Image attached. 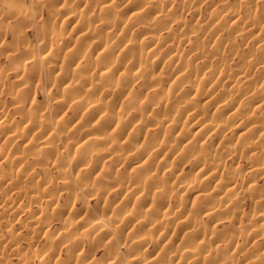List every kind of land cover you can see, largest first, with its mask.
Masks as SVG:
<instances>
[{
	"label": "rangeland",
	"instance_id": "374dc122",
	"mask_svg": "<svg viewBox=\"0 0 264 264\" xmlns=\"http://www.w3.org/2000/svg\"><path fill=\"white\" fill-rule=\"evenodd\" d=\"M107 1L0 0V264H264V0ZM105 2L111 6L102 8ZM87 27L92 34L80 38ZM123 33L138 47L133 43L122 58L124 44L107 54L111 70L118 67L110 86L92 65L101 48L91 46ZM149 48L158 53L148 57ZM78 67L81 76L73 75ZM64 70L69 77L61 82ZM135 70L141 71L135 79L125 77ZM179 70L188 75L178 83ZM79 76L81 89L73 87ZM153 76L169 80L160 85ZM176 83L181 88L172 98L159 91ZM213 84L212 95L191 100L196 88ZM83 96L104 102L103 112L93 116L77 106ZM207 96L213 107H205ZM137 101L147 108L123 113ZM106 113L128 123L100 148L97 138L115 135ZM212 121L223 125L203 131ZM245 130L251 140L241 135ZM134 150L141 154L135 160L118 157ZM178 177L190 187L175 186ZM216 178L239 192L208 199ZM166 210L176 222L165 221Z\"/></svg>",
	"mask_w": 264,
	"mask_h": 264
},
{
	"label": "bare ground",
	"instance_id": "6f19581e",
	"mask_svg": "<svg viewBox=\"0 0 264 264\" xmlns=\"http://www.w3.org/2000/svg\"><path fill=\"white\" fill-rule=\"evenodd\" d=\"M104 1H106V2H109V1H107V0H104ZM105 2V4L102 6V8H106V7H109V6H111V4L109 5V3H106ZM149 2H150V0H149ZM153 2V1H152ZM102 3H103V1H102ZM15 7H16V4H15ZM13 8H14V6H13ZM18 8V7H17ZM15 9V8H14ZM73 10H75V9H73ZM62 11V10H61ZM60 12V11H59ZM75 12V11H74ZM77 12V11H76ZM29 13V12H28ZM144 14V11L143 10H139L138 11V14ZM235 14V13H234ZM71 17H73L74 15L72 14V15H70ZM69 16V17H70ZM236 16V15H235ZM234 18V17H233ZM66 21H63V23H65ZM86 22V21H85ZM90 24V23H89ZM103 24V23H102ZM88 25V24H87ZM92 25V24H91ZM93 26V25H92ZM95 26V25H94ZM99 26H103V25H99ZM88 29L87 30H84V31H81L80 33H79V37L81 38L83 35H86V36H88L87 34H92V31H91V29H89V27H87ZM91 28V27H90ZM48 34V33H47ZM58 34V36H59V33H57ZM261 34H263V33H261ZM71 36H74V33H73V35H71ZM85 36V37H86ZM124 33H123V36H122V34H118L117 35V37L115 38V39H113V40H111L110 42H107V40H103V39H95V41L93 42V44H92V46H91V49L92 48H94V50L96 49H99V48H101V49H99V51H97L98 53L96 54L97 56L95 57V59H94V61H95V63L94 64H92V65H96L98 68V71H99V76L101 77V78H103V82H105V84L106 83H111L110 84V86H114L113 85V83L115 82L114 80H112V79H110L109 78V76L110 75H112V73L115 71L116 72V70L118 69V67H117V64H116V67H117V69L114 67V70H111V62L112 61H109V55H107L109 52L112 54V53H114L116 50L118 51V47L120 48L121 46L120 45H122V44H124L123 45V48L122 49H120L119 50V54H117V58H119L120 56V58H122V56H123V53H124V50L125 49H127V50H129L130 48H132L133 46H134V44L136 45V43H138L137 42V40H135L134 39V41H133V43L130 45V43H126V38H124ZM67 37V36H66ZM78 37V38H79ZM60 38V37H59ZM62 38V37H61ZM74 38V37H73ZM77 38V39H78ZM124 38V39H123ZM153 38H155V37H153ZM153 38H151V39H153ZM264 38V37H263ZM75 39V38H74ZM71 40V39H70ZM84 40V39H83ZM83 40H80V42H82V44H83ZM156 39H154V41H155ZM158 40V39H157ZM262 40V39H261ZM63 41V40H62ZM148 41H150V40H148ZM152 41V40H151ZM70 42V41H69ZM73 42H74V40H73ZM72 42V43H73ZM79 42V41H78ZM136 42V43H135ZM71 43V42H70ZM85 43V42H84ZM87 43V42H86ZM90 43V42H89ZM126 43V44H125ZM146 43V42H145ZM154 43V42H153ZM79 44V43H78ZM81 44V46L83 47V45ZM88 44V43H87ZM159 44V43H158ZM158 44H156V45H158ZM61 44H59V46H60ZM86 45V44H85ZM139 45V44H138ZM76 46H80V45H75V49H77L76 48ZM80 46V47H81ZM125 46V47H124ZM137 46V45H136ZM159 46V45H158ZM61 47V46H60ZM80 47H79V49H80ZM88 47V46H87ZM138 47V46H137ZM139 47H140V45H139ZM74 48V47H73ZM83 48H86V47H83ZM82 48V50H81V52H83V49ZM155 48H156V46H155ZM68 49V48H67ZM89 49V48H88ZM87 49V50H88ZM54 50V49H53ZM57 50V49H56ZM61 50V49H60ZM70 50V49H69ZM74 49H72V51H73ZM126 50V51H127ZM133 50V49H132ZM136 50V49H135ZM148 50V49H147ZM156 50V49H155ZM52 51V50H51ZM63 51V50H62ZM76 51V50H75ZM153 48H149V50L147 51V54H148V57H149V53H152V54H155L157 51H155L154 53H153ZM67 52V51H66ZM71 52V51H70ZM77 52V51H76ZM76 52H73L74 54L76 53ZM90 52V51H89ZM129 52V51H128ZM53 53H58L59 54V52H55V50L53 51ZM72 53V52H71ZM71 53L69 54L70 55V57L72 58V56L73 55H71ZM72 53V54H73ZM85 53H87L86 52V49H85ZM158 53V52H157ZM50 54H51V52H50ZM50 54H48V55H50ZM61 54V53H60ZM63 54V53H62ZM84 54V53H83ZM125 54H126V52H125ZM66 55V54H65ZM132 55V54H131ZM145 55V54H144ZM178 55V54H177ZM62 56V55H61ZM75 56H76V54H75ZM75 56H74V58H75ZM107 56H108V58H107ZM112 56V55H111ZM115 56V55H114ZM155 56V55H154ZM175 56V55H174ZM60 57V56H59ZM78 57V56H77ZM137 57V56H136ZM140 56H138V58H139ZM177 57V56H176ZM43 58V57H42ZM52 58V57H51ZM54 58V60L56 59L55 57H53ZM73 58V59H74ZM94 58V57H93ZM114 58V57H113ZM141 58V57H140ZM173 58V57H172ZM181 58V57H180ZM44 59V58H43ZM50 59V58H49ZM69 59V57H67V58H65V60H66V64L68 63L69 65H71L70 64V60H68ZM73 59L71 60V61H73ZM78 59V58H77ZM144 59V58H143ZM156 59H159V58H156ZM156 59H155V61H156ZM176 59V58H175ZM182 59V58H181ZM46 60H48L47 58H46ZM45 60V61H46ZM60 60V59H59ZM67 60H68V62H67ZM137 60V59H136ZM184 60V59H183ZM34 61V60H33ZM36 61V60H35ZM45 61H43L44 63H45ZM93 61V62H94ZM142 61H144V60H142ZM146 61V60H145ZM185 61V60H184ZM148 62V61H147ZM152 62V61H151ZM190 62V61H189ZM57 63H58V60H57ZM60 63V62H59ZM72 63V62H71ZM35 64V63H34ZM74 64V63H73ZM72 64V65H73ZM62 65V64H61ZM80 65V64H79ZM148 65V64H147ZM51 66V65H50ZM55 66V65H54ZM57 66H59L58 64H57ZM57 66H55L54 68H56ZM63 66H65V65H63ZM76 66H78V65H76ZM119 66H120V64H119ZM82 67V66H81ZM85 67V66H84ZM84 67H83V69H84ZM58 68V67H57ZM65 68H66V66H65ZM71 67H69V69L68 68H66V70L68 71V70H71L70 69ZM79 68V67H78ZM53 68H51V70H52ZM87 69V68H86ZM96 69V70H97ZM80 68L79 69H77V68H74L73 69V75L74 74H78V75H80ZM48 71V70H47ZM46 71V72H47ZM54 71V70H53ZM62 72V71H61ZM72 72V71H71ZM140 72L141 71H139V70H135L134 72H132V73H130V74H127L125 77L127 78L128 77V79H130V80H133V79H135L137 76H139L140 75ZM148 72H150V71H148ZM179 72H180V70H179ZM178 72V74L176 75L177 77H176V80H177V82L178 81H180V80H183V79H185L186 77H187V73H184V72H180L179 73ZM63 73V72H62ZM87 73H89V72H87ZM98 73V72H97ZM96 73V74H97ZM146 73V72H145ZM151 73V72H150ZM33 74V73H32ZM59 74V73H58ZM61 74V73H60ZM67 74V73H66ZM65 74V70H64V74H63V76L61 75V82H63V80L66 78V77H69V76H64V75H66ZM72 74V73H71ZM142 74V73H141ZM147 74V73H146ZM149 74V73H148ZM147 74V75H148ZM153 74V73H152ZM187 74V75H186ZM72 75V76H73ZM82 75V74H81ZM80 75V76H81ZM98 75V74H97ZM151 75V74H150ZM149 75V76H150ZM79 76V81L76 83V81L75 82H73L72 84H74V83H76V85H73V87L74 86H78V87H80V89H81V87L82 86H84L85 84H83L84 82L82 81V77H80ZM87 76H88V74L86 75V77L85 78H87ZM160 76V75H159ZM159 76H153L151 79H153V81H154V83H156V84H160V85H162L161 83H163V80H167V78H168V76L165 78L164 76L162 77H159ZM244 76V75H243ZM33 77V76H32ZM59 78H60V76H58ZM151 77V76H150ZM71 78V77H70ZM74 78H76V75H75V77ZM113 78V77H112ZM244 78V77H243ZM58 79V78H57ZM242 79V78H241ZM59 80V79H58ZM68 80V79H67ZM71 80V79H70ZM168 80H169V78H168ZM189 80V79H188ZM211 80V79H210ZM66 81V80H65ZM73 81V80H72ZM71 81V82H72ZM88 81V80H87ZM175 81V80H174ZM213 81V80H212ZM211 81V82H212ZM86 82V81H85ZM173 82V81H172ZM184 82V81H183ZM196 82V81H195ZM252 82V81H251ZM179 83V82H178ZM181 83V82H180ZM66 84H68V83H66ZM83 84V85H82ZM89 84V83H88ZM172 84V83H171ZM215 85H216V83H214ZM211 85L210 86V89H208V90H206V91H201V87L200 88H196V86H195V88H196V92L195 93H193L192 95V97H191V100L194 102V101H199L200 99H202L203 98V96H204V92H209L211 95H212V93H214V91L216 90V87H217V85H216V87H215V85ZM70 82H69V87H70ZM82 85V86H81ZM238 85V84H237ZM264 85V84H263ZM260 86V88H259V90H261V91H264V86ZM87 86V85H86ZM86 86H85V90H86ZM104 86V85H103ZM175 86V84H173V89H160L159 91L160 92H162V94L166 97V98H172V96H174V95H176V90L177 89H179V84L177 85V83H176V86ZM179 86V87H178ZM193 86V85H192ZM193 86V87H194ZM207 86V85H206ZM220 86V85H219ZM254 86V85H253ZM69 87H67V88H69ZM72 87V88H73ZM89 87V86H88ZM94 87V86H93ZM117 87H118V85H117ZM171 87V86H170ZM234 87V86H233ZM72 88H70L71 90H73ZM95 88V87H94ZM98 88V87H97ZM103 88V87H102ZM181 88V87H180ZM207 88V87H206ZM251 88V87H250ZM89 89V88H88ZM93 89V88H92ZM91 89V90H92ZM96 89V88H95ZM122 89V88H121ZM191 89V88H190ZM218 89V88H217ZM249 89V88H248ZM252 89V88H251ZM258 89V88H257ZM84 90V89H83ZM91 90H89L90 91V93H91ZM250 90V89H249ZM76 91V90H75ZM87 91V90H86ZM93 91V90H92ZM182 91V90H181ZM181 91H180V93H181ZM190 91V90H189ZM194 91V90H193ZM232 91H234V93H238V92H240L241 91V89H240V87L239 88H235L234 90H232ZM248 91V90H247ZM65 92V91H64ZM69 93H70V91H68ZM72 92V91H71ZM80 92H81V90H80ZM94 92V91H93ZM92 92V93H93ZM192 92V91H191ZM66 93H67V91H66ZM77 92H75V94H76ZM91 93V94H92ZM95 93H97V92H95ZM105 93V92H104ZM232 93V92H231ZM65 94V93H64ZM63 94V95H64ZM68 94V93H67ZM80 94V93H79ZM82 94V93H81ZM80 94V95H81ZM115 94V93H114ZM161 94V95H162ZM74 95V94H73ZM84 95V94H83ZM104 95H106V94H104ZM116 95V94H115ZM114 95V96H115ZM178 95H180V94H178ZM177 95V96H178ZM76 96V98L78 97L77 96V94L75 95ZM85 96H87V95H85ZM114 96H113V98H114ZM117 96H119V94L117 95ZM160 96V95H159ZM67 97V95L65 96V98ZM71 97H72V95H71ZM84 97V96H83ZM110 97H112V96H110ZM208 97V96H207ZM211 96H209L208 98H206L207 100L205 101L206 102V105H205V107L208 105L209 107H210V105L212 106L213 105V100H211L212 98H210ZM73 98V97H72ZM90 98V97H89ZM112 98V99H113ZM160 98V97H159ZM66 99H69V98H66ZM74 99V98H73ZM91 99V98H90ZM94 99V98H93ZM98 99V98H97ZM103 99V98H102ZM109 100V101H111V104L112 103H114V104H116V101L115 100ZM114 99H116V98H114ZM162 99V98H161ZM175 99V98H174ZM61 100V99H60ZM65 100V99H64ZM254 100V99H253ZM105 101V100H104ZM191 101V102H192ZM72 102H74V101H72ZM117 102H118V100H117ZM138 102V101H137ZM134 103V104H132V106H130V107H127L126 106V108H124L123 109V113H126V114H129L130 112L132 113V110H135V109H138V108H141V110H142V108L145 106H147V105H144V104H142L141 102H138V103ZM216 102V101H215ZM65 103V102H64ZM62 104V103H61ZM75 104L77 105V106H80V107H84V109H86L85 107H87L88 109L87 110H89L90 112H91V115H92V113H93V116L94 115H96L97 113H100L101 114V112L100 111H102L103 112V108H105V106H106V104H104V102H101V101H97V100H89L87 97L85 98H82V99H79V100H75ZM113 104V105H114ZM119 104V103H118ZM112 105V106H113ZM120 105H122L121 104V102H120ZM111 106V105H110ZM115 106V105H114ZM124 106V104L121 106V109H122V107ZM144 107V108H145ZM191 107V106H190ZM213 107V106H212ZM107 108H108V106H107ZM110 108H112V107H110ZM114 108V107H113ZM113 108L111 109V110H113ZM118 108V107H117ZM120 108V107H119ZM147 108V107H146ZM206 108H208V107H206ZM75 109H76V107H75ZM81 109H83V108H81ZM219 109V108H218ZM57 110V109H56ZM106 110V109H105ZM111 110H110V113H111ZM120 110V109H119ZM76 111V110H75ZM83 111V110H82ZM81 111V112H82ZM86 111V110H85ZM145 111V110H144ZM202 111V110H201ZM88 112V111H87ZM89 112V113H90ZM106 112V111H105ZM114 113H115V111H113ZM118 112V111H117ZM199 112V111H198ZM203 112V111H202ZM76 113V112H75ZM121 113V112H120ZM119 113V114H120ZM130 113V115H133V114H131ZM107 114V113H106ZM119 114H112V115H108L109 117H107V119H108V122L107 121H105V118H104V121L106 122V123H108V126L110 125L111 127L113 126L114 127V129H113V131H114V134L115 135H113V133H112V135H110L112 138H109V139H106V138H102V137H99V138H97L96 140H95V144H101L100 145V148H102L101 146H102V144H103V146H106L108 143H110V142H112V141H116V138H115V136H117L116 134H118V133H124V131H125V128H126V125H127V123H128V121L126 120V118H124L123 117V115L122 116H120ZM125 114V115H126ZM98 115V114H97ZM77 116V115H76ZM79 116V115H78ZM77 116V117H78ZM85 116V115H84ZM205 116V115H204ZM96 117V116H95ZM76 118V117H75ZM75 118H74V120H75ZM97 118H98V116H97ZM134 118V117H133ZM178 118V117H177ZM58 119V118H57ZM64 119V118H63ZM78 119V118H77ZM76 119V120H77ZM83 119V118H82ZM96 119V118H95ZM94 119V120H95ZM163 119V118H162ZM171 119V118H170ZM75 120V121H76ZM97 120V119H96ZM101 120V119H100ZM58 121H60V120H58ZM67 121V120H66ZM82 121V120H81ZM163 122H164V120H162ZM64 122V121H63ZM72 122V121H71ZM74 122V121H73ZM99 123H101L100 121H98ZM104 122V123H105ZM159 122V121H158ZM59 123V122H58ZM67 123H68V121H67ZM77 123V122H76ZM97 123V122H96ZM102 123H103V121H102ZM101 123V124H102ZM103 123V124H104ZM7 124V123H6ZM60 124H61V121H60ZM64 124H66V123H64ZM63 124V125H64ZM69 124H70V122H69ZM80 124V123H79ZM77 125L78 127L77 128H79V126L80 125ZM157 124V123H156ZM202 124V123H201ZM8 125H10V124H8ZM8 125H6V126H8ZM59 125V124H58ZM72 125V124H71ZM107 125V124H106ZM139 125L141 126V127H143V125L145 126L146 125V122H144V120L143 121H139ZM149 125V124H148ZM223 124L222 123H220V122H210V123H207L206 125H203L201 128H202V130L203 131H205L206 130V128L207 129H212V128H215V129H217L218 130V128H220L221 126H222ZM59 126H61V125H59ZM69 126V125H68ZM55 127H57V126H55ZM62 127V126H61ZM61 127H57V128H60L58 131H60L61 130ZM2 128V127H1ZM56 128V129H57ZM75 128V127H74ZM201 128H199V129H201ZM64 129H65V126H64ZM108 129H109V127H108ZM111 129V128H110ZM205 129V130H204ZM257 129V128H256ZM67 130V129H66ZM251 130H253V129H251ZM64 131V130H63ZM68 131V130H67ZM71 131L73 132V130L71 129ZM199 131V130H198ZM203 131H202V133H203ZM79 132V131H78ZM248 132H249V130H245V131H243V132H241V135H243L244 137H246V138H249V140H251L252 138L251 137H249V136H251V135H248ZM251 132V131H250ZM55 133V132H54ZM67 133V132H66ZM59 134V133H58ZM68 134L70 135V133H67V136H68ZM63 136V135H62ZM61 136V137H62ZM66 135H64V137H67ZM71 136V135H70ZM130 136H131V134H130ZM59 137H60V135H59ZM56 138V137H55ZM69 138V137H68ZM123 138V137H122ZM121 138V139H122ZM52 140H53V138H51ZM89 139V138H88ZM87 139V141H89ZM51 140V141H52ZM61 140H63L62 138H61ZM65 140V139H64ZM112 140V141H111ZM131 140V139H130ZM248 140V141H249ZM87 141H85L84 143H83V146L85 145V146H87ZM93 141V140H92ZM124 141V140H123ZM191 141V143H196L197 141L195 140V139H191L190 140ZM91 142V139H90V141H89V143ZM128 142V141H127ZM130 142V141H129ZM129 142L128 143H125L126 145L128 144L129 145ZM132 142V141H131ZM130 142V143H131ZM245 142V141H244ZM243 142V143H244ZM252 142V141H251ZM81 143V142H80ZM94 143V142H93ZM120 143H122V142H120ZM94 144V145H95ZM156 145H158L157 144V142L155 143ZM252 144H254V141H253V143ZM76 145V144H75ZM91 145H92V142H91ZM187 145V144H186ZM190 145V144H189ZM192 145V144H191ZM78 146V145H77ZM80 146V145H79ZM129 146H131V145H129ZM129 146H128V148H129ZM188 146V145H187ZM81 147V146H80ZM90 147V146H89ZM107 147V146H106ZM75 148V147H74ZM91 148V147H90ZM99 148V147H98ZM184 148V147H183ZM80 149V151L83 149V148H79ZM78 149V150H79ZM85 149V148H84ZM87 149H89V148H87ZM92 149V148H91ZM107 149V148H106ZM121 149H122V146H121ZM130 149V148H129ZM134 148H132V150H133ZM75 150V149H74ZM90 150V149H89ZM100 150V149H99ZM108 150V149H107ZM76 151V150H75ZM84 151H86V150H84ZM91 151V150H90ZM127 151H128V149H127ZM130 151V150H129ZM141 151V150H140ZM230 152L231 151H233V150H229ZM77 152V151H76ZM88 152V151H87ZM123 152V151H122ZM150 153V152H149ZM78 154V153H77ZM89 154V153H88ZM119 154H120V152H119ZM139 152L137 151V150H134V151H131V152H129V153H123V154H121V155H118V157H123L122 159H124V160H135V159H137L138 157H139ZM68 155V154H67ZM87 155V154H86ZM141 155V154H140ZM153 155V154H152ZM152 155H151V157H152ZM66 156V155H65ZM64 156V157H65ZM76 156V155H75ZM81 156V155H80ZM67 157V156H66ZM150 157V158H151ZM167 157V156H166ZM204 156H199V160L200 159H203L204 160V158H203ZM83 158V157H82ZM212 158V157H211ZM78 159H80L79 157H78ZM83 160V159H82ZM150 160V159H149ZM156 160V159H155ZM148 161V160H147ZM140 162V161H139ZM162 162V161H161ZM137 163V162H136ZM146 163V162H145ZM164 163V162H163ZM149 165H150V163H148ZM162 164V163H161ZM152 165V164H151ZM138 166V169L140 168L141 170L143 169V164H141V165H137ZM252 165H250V167H251ZM140 169H139V171L138 172H140ZM203 169V168H202ZM261 169V168H260ZM260 169H259V167L258 168H256V170H255V168H253L252 169V173H256V172H258V171H260ZM213 170H215V169H213ZM150 171V170H149ZM207 171V170H206ZM206 171H204V172H206ZM212 171V170H211ZM235 171V170H234ZM250 171V170H249ZM150 172H152V171H150ZM149 172V173H150ZM141 173V172H140ZM139 173V174H140ZM148 172H147V175L149 174ZM155 174H156V172H154ZM153 173V174H154ZM157 173H158V171H157ZM212 173V172H211ZM213 173H215V172H213ZM212 173V174H213ZM155 174L154 175H152L151 174V178L153 179L154 177H155ZM231 174L232 175H234L235 173H233V172H231ZM215 175V174H214ZM146 176V175H145ZM156 176H157V174H156ZM160 177V176H159ZM158 177V178H159ZM136 178V177H135ZM157 178V177H156ZM218 178V177H217ZM216 178V179H217ZM133 179V178H132ZM148 179V178H147ZM204 179L205 180H209L210 179V176H205L204 177ZM203 179V180H204ZM231 179V178H230ZM140 180V179H139ZM148 180H150V179H148ZM147 180V181H148ZM132 181V180H131ZM121 183V182H120ZM148 185L147 186H151V183H153V181H151V183L148 181ZM155 183V182H154ZM159 183H160V181H159ZM180 184H182V185H184V184H186V186L187 187H190V185H191V182H186L185 180H182L180 177H178V181L175 183V186H181ZM160 185V184H159ZM159 185H157V186H159ZM174 185V184H173ZM146 186V187H147ZM154 186V185H153ZM145 187V188H146ZM194 187V185L191 187V188H193ZM213 187V186H212ZM135 188H137V187H135ZM151 189H152V186L150 187ZM154 188H156V187H154ZM177 188V187H176ZM134 189V188H133ZM138 189V188H137ZM137 189H135L136 191H138ZM168 189V188H167ZM132 190V189H131ZM166 190V189H165ZM169 190V189H168ZM135 191V192H136ZM170 191V190H169ZM169 191H168V193H169ZM147 192V191H146ZM146 192H144V194L142 193L141 194V196H138L137 197V199H144V197H145V194H147ZM234 192H239V189H238V187L236 186V185H233V184H231V182L230 181H228V180H223V179H221V178H219V179H217V181H216V183L214 184V188L211 190V191H209V193H208V199L211 197V196H215V195H219V193H225V194H231V193H234ZM147 196V195H146ZM206 196V195H205ZM216 196V197H217ZM206 197V198H207ZM214 199V198H213ZM181 201L183 200V199H180ZM222 200V199H221ZM137 202V201H136ZM220 202V201H219ZM216 204H217V201H216ZM221 205H222V203H221ZM215 206V205H214ZM213 206V207H214ZM199 207H201V206H199ZM210 208V206H206V207H204V208H202V210L203 209H209ZM212 208V207H211ZM216 209H218V208H216ZM215 209V210H216ZM200 210V209H199ZM201 211V210H200ZM214 212V211H213ZM215 213V212H214ZM212 214V213H211ZM160 215V214H159ZM132 215H130V217H131ZM162 217L165 219V221H167L168 223H173V222H176V215L175 214H173V213H171L169 210L167 211H164L163 213H162ZM257 217L258 218H262L263 217V215L260 213V214H258L257 215ZM187 218V217H186ZM187 219H181V223H183V222H187L186 221ZM192 221V220H191ZM190 220H189V222H191ZM104 222H105V220H104ZM97 224H96V226L97 225H100L101 223H102V220L100 221V220H98L97 222H96ZM193 223H195V222H193ZM197 223H199V222H197ZM196 223V224H197ZM107 227V226H106ZM95 228H97V227H95ZM201 228V227H200ZM204 245V242L202 241L201 243L199 242V246H203ZM193 250H194V248H192V247H190V248H188V249H186V252H189L190 254L193 252ZM207 250L208 251H210L211 252V248H209V247H207ZM147 258V260H149V262H151V260L152 261H154L155 260V258H156V256H154V257H152V258H150V259H148L149 257H146ZM145 258V259H146ZM159 259V258H158ZM158 259H156L155 261H157ZM145 261V260H144ZM147 262V261H146ZM145 263V262H144Z\"/></svg>",
	"mask_w": 264,
	"mask_h": 264
}]
</instances>
